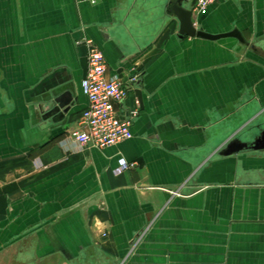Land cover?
<instances>
[{
  "label": "crops",
  "instance_id": "obj_1",
  "mask_svg": "<svg viewBox=\"0 0 264 264\" xmlns=\"http://www.w3.org/2000/svg\"><path fill=\"white\" fill-rule=\"evenodd\" d=\"M173 1L0 0V264H264V148L220 153L264 129V0L193 17L243 42L178 37ZM86 38L139 75L118 106L138 102L132 137L103 148L68 135Z\"/></svg>",
  "mask_w": 264,
  "mask_h": 264
},
{
  "label": "built area",
  "instance_id": "obj_2",
  "mask_svg": "<svg viewBox=\"0 0 264 264\" xmlns=\"http://www.w3.org/2000/svg\"><path fill=\"white\" fill-rule=\"evenodd\" d=\"M213 2L215 0H191L192 17L206 11ZM84 42L87 45V66L83 79L86 104L80 115L81 128L69 130L68 135L81 148H103L132 137L131 126L139 113L138 102L131 109L121 110L118 106L139 75L133 73L123 79L109 74L105 56L99 47L89 38Z\"/></svg>",
  "mask_w": 264,
  "mask_h": 264
},
{
  "label": "water",
  "instance_id": "obj_3",
  "mask_svg": "<svg viewBox=\"0 0 264 264\" xmlns=\"http://www.w3.org/2000/svg\"><path fill=\"white\" fill-rule=\"evenodd\" d=\"M172 11L178 21V37L183 36H197L206 39H218L221 37L232 36L243 42L244 39L237 29H232L227 32L210 33L201 28H198L193 21L191 9L182 5H172ZM76 96L74 91L70 88L63 89L59 93H55L50 100L47 110V116H52L54 120H59L69 111L72 105H74ZM264 148V129L260 131L258 135L254 137L252 141H244L237 137L231 139L220 153L231 154L238 152L245 148Z\"/></svg>",
  "mask_w": 264,
  "mask_h": 264
},
{
  "label": "flooded vegetation",
  "instance_id": "obj_4",
  "mask_svg": "<svg viewBox=\"0 0 264 264\" xmlns=\"http://www.w3.org/2000/svg\"><path fill=\"white\" fill-rule=\"evenodd\" d=\"M190 3L191 0H174L173 2H169L170 7L174 4V5H182L184 7H189L190 8ZM172 9V7H171Z\"/></svg>",
  "mask_w": 264,
  "mask_h": 264
},
{
  "label": "rangeland",
  "instance_id": "obj_5",
  "mask_svg": "<svg viewBox=\"0 0 264 264\" xmlns=\"http://www.w3.org/2000/svg\"><path fill=\"white\" fill-rule=\"evenodd\" d=\"M135 244H136V240L134 241V244H132V246H130L129 251H128L129 253L134 252V250H135V248H136ZM120 264H121V263H120Z\"/></svg>",
  "mask_w": 264,
  "mask_h": 264
}]
</instances>
